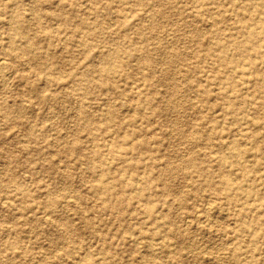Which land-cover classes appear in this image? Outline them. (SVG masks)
I'll list each match as a JSON object with an SVG mask.
<instances>
[{
	"label": "rangeland",
	"instance_id": "1",
	"mask_svg": "<svg viewBox=\"0 0 264 264\" xmlns=\"http://www.w3.org/2000/svg\"><path fill=\"white\" fill-rule=\"evenodd\" d=\"M0 62V264H264V0H0Z\"/></svg>",
	"mask_w": 264,
	"mask_h": 264
},
{
	"label": "bare ground",
	"instance_id": "2",
	"mask_svg": "<svg viewBox=\"0 0 264 264\" xmlns=\"http://www.w3.org/2000/svg\"><path fill=\"white\" fill-rule=\"evenodd\" d=\"M83 6V5H82ZM133 13V12H132ZM185 13H187V12H185ZM184 13V14H185ZM197 15H199V14H197ZM104 21V20H103ZM109 24V23H108ZM111 24V23H110ZM211 27V26H210ZM209 27V28H210ZM249 28H247V27H236V28H234V30L237 32V33H239V34H242V35H248L247 37H248V40H252L255 36V32H252V31H249L248 30ZM220 41V40H219ZM216 42H217V40H216ZM239 47V45H237L236 46V48H238ZM25 58V57H24ZM1 63V62H0ZM0 67H5V64H3V63H1V65H0ZM0 69H2V68H0ZM30 69V68H29ZM176 69V68H175ZM10 70V69H9ZM178 70V69H177ZM4 73V72H3ZM179 73V72H178ZM181 73V72H180ZM207 74V73H206ZM216 74V73H215ZM138 76V75H137ZM178 76V75H177ZM172 77V76H171ZM45 78V77H44ZM223 80H225V79H223ZM208 89V88H207ZM218 89V88H217ZM220 90V89H219ZM196 96V95H195ZM196 98V97H195ZM191 101V100H190ZM180 102V101H179ZM78 103V102H77ZM179 104V103H178ZM177 104V105H178ZM174 105V104H173ZM249 105V104H248ZM166 107V106H165ZM176 109V108H175ZM74 110V109H73ZM172 110H174V108L172 109ZM171 110V111H172ZM107 114H108V116H110V118L114 115V112H113V109H109L108 110V112H107ZM130 116V115H129ZM74 118V117H73ZM246 131V130H245ZM192 134V133H191ZM222 140V139H221ZM196 147V146H195ZM233 149V148H232ZM105 166V165H104ZM228 179V178H227ZM228 184V183H227ZM233 184H235V183H233ZM224 187V186H223ZM229 187V186H228ZM216 192V191H215ZM209 202V201H208ZM66 203V202H65ZM72 204V203H71ZM213 204V203H212ZM205 205V204H204ZM208 206L210 207V205L208 204ZM212 206V205H211ZM207 207V206H206ZM221 209V208H220ZM208 210V209H207ZM210 211H211V209H210ZM210 211H208V212H210ZM213 211V210H212ZM208 212H207V214H208ZM218 212H220L221 213V211H218ZM227 212V211H226ZM64 214V213H63ZM201 216V215H200ZM207 216H210V213H209V215H207ZM207 216L205 217V218H207ZM197 218V217H196ZM222 218V217H221ZM203 219V218H202ZM224 220V219H223ZM186 221V220H185ZM203 221V220H202ZM201 221V222H202ZM213 221V220H212ZM218 221V220H217ZM210 223V222H209ZM198 225H199V223H197ZM206 224V223H205ZM213 224V223H212ZM212 224H211V226H212ZM188 225V224H187ZM187 227V226H186ZM218 227V226H217ZM217 227H215V228H217ZM190 228V227H189ZM218 229V228H217ZM185 230V229H184ZM131 236V235H130ZM225 237V236H224ZM137 243V242H136ZM224 247V246H223ZM200 248H202V247H200ZM194 250V249H193ZM200 250V249H199ZM167 254V253H166ZM169 254V253H168ZM68 258V257H67ZM168 258V257H167ZM60 259V258H59ZM81 262V261H80Z\"/></svg>",
	"mask_w": 264,
	"mask_h": 264
}]
</instances>
